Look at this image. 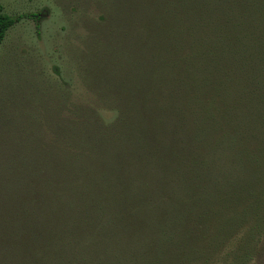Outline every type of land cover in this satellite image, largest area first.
<instances>
[{
	"label": "trees",
	"instance_id": "16d2710c",
	"mask_svg": "<svg viewBox=\"0 0 264 264\" xmlns=\"http://www.w3.org/2000/svg\"><path fill=\"white\" fill-rule=\"evenodd\" d=\"M96 1L107 41L84 54L79 86L3 113L0 264L193 259L239 194L231 168L264 164L243 131L264 119V0ZM24 17L41 15L0 6V46Z\"/></svg>",
	"mask_w": 264,
	"mask_h": 264
},
{
	"label": "rangeland",
	"instance_id": "374dc122",
	"mask_svg": "<svg viewBox=\"0 0 264 264\" xmlns=\"http://www.w3.org/2000/svg\"><path fill=\"white\" fill-rule=\"evenodd\" d=\"M86 1L0 0L3 12L9 15H41L39 25L22 18L0 46L1 127L3 113L14 112L20 97H46L60 103L71 84L79 86L78 75L85 71L81 66L84 54L93 51L94 44L107 41L102 32L108 29L112 15L96 0L90 1L86 11L71 14L72 5L81 7ZM70 14L79 17L77 21ZM244 125L249 145L245 155L250 161L259 158L264 163V119ZM6 134L16 138L12 131ZM235 154L236 150L228 154L229 159H237ZM249 166L254 170L231 168L236 178L229 186L239 194H231L225 209L212 214L209 227L199 230L196 256L177 264H264V164L258 167L250 162ZM214 200L223 207L218 197ZM204 208L201 205L200 209Z\"/></svg>",
	"mask_w": 264,
	"mask_h": 264
}]
</instances>
